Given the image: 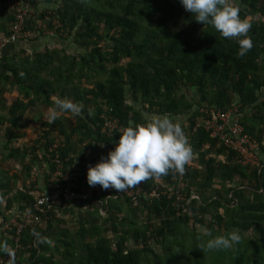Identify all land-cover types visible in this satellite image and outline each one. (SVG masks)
Wrapping results in <instances>:
<instances>
[{"label": "trees", "instance_id": "trees-1", "mask_svg": "<svg viewBox=\"0 0 264 264\" xmlns=\"http://www.w3.org/2000/svg\"><path fill=\"white\" fill-rule=\"evenodd\" d=\"M16 1L23 10L30 0H0L1 40L12 35L18 13L8 5ZM233 3L251 24L253 47L244 57L236 40L196 22L179 0H40L43 11L35 18L25 13L23 28L36 35L30 42L54 32L77 50L21 49L0 58V141L7 142L0 200L6 211L36 203L32 192L46 189L56 156L61 171L77 178L76 192L86 194L88 167L107 157L126 127L146 123V114L183 121L193 158L179 183L170 170L124 192L97 185L88 198L47 208L39 215L45 229L25 223L18 234L0 225V241L17 247V264H264V0ZM57 98L82 103V114H62L53 124L41 118L37 140L12 146L32 128L26 113L47 110ZM233 107L244 133L259 145V167L242 166L203 129L211 110ZM106 121L117 122L110 134ZM36 165L46 168L43 184L34 176ZM233 230L242 240L231 249L200 248ZM34 233L46 242L37 244Z\"/></svg>", "mask_w": 264, "mask_h": 264}, {"label": "clouds", "instance_id": "clouds-1", "mask_svg": "<svg viewBox=\"0 0 264 264\" xmlns=\"http://www.w3.org/2000/svg\"><path fill=\"white\" fill-rule=\"evenodd\" d=\"M179 2L196 22L210 25L223 38L236 40L239 57H244L252 49L253 42L248 36L251 24L241 17L240 8L233 0ZM83 109L82 103L57 98L42 119L47 124H53L62 114L80 116ZM100 146L103 147V143ZM192 158L193 150L181 125L167 115L154 116L142 125L126 127L107 157L102 156L98 163L88 167L87 183L90 187L99 185L104 190L112 188L124 192L154 177L167 175L170 170L182 174ZM34 234L37 244L46 242V238L40 237L39 233ZM206 235L212 236L211 232ZM241 240L239 231L233 230L208 239L200 248L227 250ZM0 254H7V264H17L16 252L6 240L0 241Z\"/></svg>", "mask_w": 264, "mask_h": 264}, {"label": "built area", "instance_id": "built-area-1", "mask_svg": "<svg viewBox=\"0 0 264 264\" xmlns=\"http://www.w3.org/2000/svg\"><path fill=\"white\" fill-rule=\"evenodd\" d=\"M17 2H11V10L18 13L16 14V23L12 28V35L8 40H4L0 44V47L6 43H14L21 39H33L35 34L26 31L23 28L25 12L18 7ZM50 33V32H49ZM1 58V56H0ZM105 126L108 129L109 134L117 128L116 121H106ZM203 129L210 133L213 138L220 139L224 145L230 150L234 151L238 156V162L244 167H259L258 150L259 145L257 142L252 140L248 135L244 133L243 127L240 125L239 117L237 116V109L233 107L229 112L221 113L216 110H211L208 118L204 122ZM58 145H53L50 152L57 149ZM55 164V171L52 178L48 181L47 188L44 191L32 192L33 195H37V201L32 207H27L21 212H15L12 216L21 218V222L16 219H8L2 221L3 229H11L16 227L17 233L19 234L26 224L37 226L41 229L46 228V223L39 217L40 214H44L47 208H54L55 210L67 206L72 200L85 199L91 196V190H88L86 194L81 195L76 192L78 189V180L76 177H71L68 174H64L61 169L62 166L59 162L58 156L53 160ZM179 179H173L179 183L182 179L184 172L178 173ZM177 188L178 185L176 184ZM96 187V186H95ZM129 197L135 196L137 193L132 191L125 192ZM139 193V192H138ZM169 194H172V189L168 190ZM195 198L194 196L191 199ZM177 200L183 201V197L178 196ZM4 224V225H3ZM18 240V239H17ZM17 250V247H15ZM16 252V251H15ZM8 256L0 257V264H4L7 261Z\"/></svg>", "mask_w": 264, "mask_h": 264}, {"label": "crops", "instance_id": "crops-1", "mask_svg": "<svg viewBox=\"0 0 264 264\" xmlns=\"http://www.w3.org/2000/svg\"><path fill=\"white\" fill-rule=\"evenodd\" d=\"M39 1L40 0H30L28 2V4L23 5L24 8L27 11L29 17L30 16L34 17L36 12L38 14L39 12L43 11V6L38 4ZM3 37H4L3 35H0V40ZM3 41L4 40H1L0 44H3L2 43ZM62 43H63V41L61 40V38L56 37V35L54 33H47L44 38H40V39H38V40H36L34 42L22 41V42H17V43L16 42H14V43H6L4 46L0 47V56L1 57H5L7 55L11 56L14 53L18 52V50H21V49L25 50V51H28V52L31 51V53H32V52L44 51V50H46L45 47L51 46V45L55 46L56 48H59V47H62V45H63ZM38 108H39L40 111L43 110L45 114H46V112L48 110V109L47 110L44 109L42 106H39ZM32 115H34V114H32ZM28 117L30 119V115H28ZM30 120H33L32 117H31ZM32 128H34V127L32 126ZM44 169H46V168L43 166L42 167V171H44ZM39 171H40V173H38L37 176H38L40 184H43L42 183L43 176L41 175L42 171L41 170H39ZM46 184H48V183H45L44 188H45ZM44 188H42V189H44ZM35 189L37 190V188H35ZM17 207H18V205L14 204V208H17ZM0 211L3 213V214H1L2 216H0V223L3 220H8L11 217V215L16 212L14 209L12 211H6L5 203L2 200H0Z\"/></svg>", "mask_w": 264, "mask_h": 264}, {"label": "rangeland", "instance_id": "rangeland-1", "mask_svg": "<svg viewBox=\"0 0 264 264\" xmlns=\"http://www.w3.org/2000/svg\"><path fill=\"white\" fill-rule=\"evenodd\" d=\"M17 2V1H16ZM18 3V2H17ZM1 3H0V7H1ZM9 8H10V10H11V5H10V3H9ZM23 11L27 14V17L29 18V15H28V13H27V11H26V9L23 7ZM26 17V18H27ZM35 18V17H34ZM32 34H34L33 32H31ZM54 33V32H53ZM55 34V33H54ZM54 36V35H53ZM36 37V36H35ZM52 38V37H51ZM34 39V38H33ZM33 39H21V40H26L25 42H30L29 40H33ZM72 42V40L71 39H68V41H65V42H63L62 44V47H59V48H57V49H64L65 50V53H67V54H75V52H76V48L75 47H71L70 46V43ZM47 50H53V49H55L56 47L55 46H47V47H45ZM28 52V51H27ZM29 53H31V51H29ZM32 114H34V115H32ZM28 115H30V119H31V117H32V119L33 120H30L29 119V117H28ZM45 115V113H44V111L42 110V111H40V112H32V111H29V112H27L26 113V117L28 118V124H30L31 126H33L34 128H28V129H25V130H23L22 131V133L25 135V136H23V139L22 140H20V141H18L17 143H14L12 146H15V147H17V146H23L24 144H26L28 141H35V140H37L40 136H41V134H42V132H41V130L43 129L42 128V126H41V118H43V116ZM148 119H150L151 117L149 116V115H145ZM174 122H176V123H181L182 124V122L183 121H179V120H174ZM183 124H186V122H184ZM6 143L7 142H5V140L4 141H0V158H1V156H2V154H3V148H4V146L6 145ZM58 144V143H57ZM85 155L86 156H88L89 155V151L88 152H86L85 153ZM191 163V162H190ZM189 163V164H190ZM40 167L38 166V165H36L35 167H34V169H33V173H34V176H37L38 175V173H40V169H39ZM17 172H19V170H18V167H16V168H14L13 170H12V172H11V174H14V173H17ZM19 185H20V183H19ZM47 185L48 184H46V188H47ZM194 197L196 198V196L194 195ZM68 218H70V215H68V216H66L65 218H64V220H68Z\"/></svg>", "mask_w": 264, "mask_h": 264}]
</instances>
